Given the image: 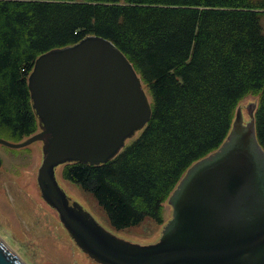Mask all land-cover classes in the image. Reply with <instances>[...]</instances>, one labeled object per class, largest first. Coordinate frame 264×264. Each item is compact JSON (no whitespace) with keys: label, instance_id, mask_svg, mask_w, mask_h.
<instances>
[{"label":"trees","instance_id":"trees-1","mask_svg":"<svg viewBox=\"0 0 264 264\" xmlns=\"http://www.w3.org/2000/svg\"><path fill=\"white\" fill-rule=\"evenodd\" d=\"M88 35L127 56L152 109L114 158L62 165L115 229L162 223L163 203L220 147L250 94L264 150V0H0V137L20 141L39 128L27 86L36 57Z\"/></svg>","mask_w":264,"mask_h":264},{"label":"water","instance_id":"water-1","mask_svg":"<svg viewBox=\"0 0 264 264\" xmlns=\"http://www.w3.org/2000/svg\"><path fill=\"white\" fill-rule=\"evenodd\" d=\"M39 130L20 141L42 142L37 182L76 246L97 264H264V150L254 111L237 110L214 152L183 174L168 202L172 217L160 238L139 244L102 226L56 178L66 163L103 164L141 131L152 113L140 76L109 39L88 35L36 57L27 79ZM0 264H26L0 238Z\"/></svg>","mask_w":264,"mask_h":264},{"label":"rangeland","instance_id":"rangeland-1","mask_svg":"<svg viewBox=\"0 0 264 264\" xmlns=\"http://www.w3.org/2000/svg\"><path fill=\"white\" fill-rule=\"evenodd\" d=\"M257 102L258 95H247L238 102L235 115L239 109L246 123L249 105ZM0 158V238L8 247L26 264H97L76 246L57 211L41 196L37 174L43 159L42 142L16 149L0 144ZM56 178L70 200L79 202L102 226L132 242H156L172 217L167 199L162 223L147 217L136 225L115 229L90 192L63 178L62 165L56 168Z\"/></svg>","mask_w":264,"mask_h":264}]
</instances>
